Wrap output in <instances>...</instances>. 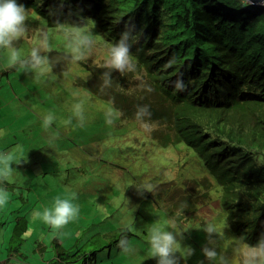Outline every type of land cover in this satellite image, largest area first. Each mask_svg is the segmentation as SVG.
<instances>
[{"label": "trees", "instance_id": "trees-1", "mask_svg": "<svg viewBox=\"0 0 264 264\" xmlns=\"http://www.w3.org/2000/svg\"><path fill=\"white\" fill-rule=\"evenodd\" d=\"M17 3L32 12L34 17L26 21L29 27L39 20L47 27H57V19L71 25L82 16L93 20L95 31L110 45L129 21L135 22L142 33L132 48L136 71L122 76L113 70L112 87L102 91L105 65L81 63L91 74L84 85L102 100L113 101L125 118L135 119L137 106L148 105L151 136L157 144L180 143L193 151L219 188L218 203L225 212L226 228L254 246L264 235L263 8L252 7L245 0H63L62 10L53 16L50 10L57 9L61 0ZM4 72L0 70V74ZM181 73L187 88L177 92L172 82ZM206 182V178L201 180L207 187ZM14 185L0 182V187L11 192ZM201 195L206 197V193L173 192L165 203L170 201L172 208H180L186 215L196 211L193 200ZM26 231L25 217L16 216L0 264L11 260L25 263L27 256L21 248ZM195 232L202 237V245L208 234L198 227L188 235ZM122 234L133 236L120 226L94 229L87 238L82 232L68 248L54 237L47 248L38 244L32 254L36 251L43 258L50 252V258L41 264H95L99 253L119 250Z\"/></svg>", "mask_w": 264, "mask_h": 264}, {"label": "rangeland", "instance_id": "rangeland-1", "mask_svg": "<svg viewBox=\"0 0 264 264\" xmlns=\"http://www.w3.org/2000/svg\"><path fill=\"white\" fill-rule=\"evenodd\" d=\"M30 16L34 17L29 10ZM92 21L84 22L92 29L96 41L85 62L69 58V49L58 27H47L41 20L35 27L28 26L27 36L17 42L16 48L21 56L29 55L33 47L39 46L40 33L47 31L50 51L41 50L42 54L53 61L60 60L47 76H40L38 70L25 73L6 69L8 50L0 52V70H5L0 74V131L5 133L0 136V152L12 153L11 167L15 169L7 180L15 188L13 192L7 191L9 202L0 209V262L5 259L4 248L14 218L22 215L27 221L21 248L27 256L24 264H41L49 259L50 252L43 258L32 252L38 244L47 248L54 237L68 248L82 232L87 238L94 229L104 231L115 226L132 229L129 232L133 236L128 240L136 251L133 254L120 249L103 251L95 264H157L148 243V229L156 223L169 230L183 231L181 244L194 250L179 264H214L202 252L205 246H211L209 238L201 245L202 237L197 232L188 235L190 229L209 224L218 233L217 252H224L230 264H241V257L233 254L231 245L238 238L226 227L223 230L225 212L219 207V188L193 151L180 143L158 145L151 132L123 115L111 125L106 123L109 109L122 111L114 107L113 101L102 100V96L98 97L84 85L91 74L81 63L105 65L112 46L102 40ZM81 100L86 117L83 127L73 116V106ZM50 111L56 119L45 129L42 117ZM69 117L72 124L65 126L64 121ZM204 178L207 187L201 183ZM145 181L156 184L157 191L140 196L135 186ZM160 185L168 188H159ZM173 192L206 193L207 198L198 196L193 202L199 209L196 206L195 212L185 215L180 208H172L170 201L165 203L166 196ZM72 193L76 195L72 202L79 206V214L62 229L54 230L34 216L35 211L51 207L56 197L70 198ZM195 240L198 241L194 243ZM9 264L22 263L11 260Z\"/></svg>", "mask_w": 264, "mask_h": 264}, {"label": "clouds", "instance_id": "clouds-1", "mask_svg": "<svg viewBox=\"0 0 264 264\" xmlns=\"http://www.w3.org/2000/svg\"><path fill=\"white\" fill-rule=\"evenodd\" d=\"M63 8V0L59 7L50 10V15L58 16ZM29 19V9L25 8L17 0H0V49L8 50L7 67L9 69L22 70L25 73H33L38 70L40 76H47L52 72L54 64L60 63L57 59L53 61L48 55H43L41 50L50 51V36L47 31H42L39 35V46L33 47L30 54L21 56L16 48V44L25 38L29 32L26 21ZM90 20L85 17H79V23L65 25L58 19L57 27L62 31L64 40L70 53V59L74 62H85L90 57L95 46L93 31L85 26L84 21ZM92 23H94L92 21ZM142 33H138L134 21H129L119 34L118 40L108 49L109 59L105 64L106 71L103 73L101 90L112 87L114 81L111 76L113 70L119 72L122 76L126 73H134L137 65L132 55L134 43H138ZM173 88L177 92L185 91L187 85L183 80V74L172 82ZM151 92L150 87L146 88ZM84 101L76 103L73 106V116L79 126L83 127L86 123L84 114ZM106 123L111 125L115 119L123 115L118 110L109 109L106 112ZM151 110L148 105H138L134 113L137 123L147 132L153 130L151 121ZM43 127L48 129L56 119L51 111L42 117ZM72 124V117L64 121V125ZM0 131V136L4 135ZM20 161L16 162L19 163ZM13 164V155L11 152H0V182L7 181L15 169ZM136 187L137 194L143 196L145 192L155 193L157 185L150 181H145ZM76 198L75 193L70 198L56 197L51 207H45L42 211H35L34 216L42 220L54 230L62 229L70 221L77 218L79 206L72 201ZM9 202V193L5 188L0 187V209H3ZM128 203V202H127ZM186 207V205H184ZM226 223L224 228L226 227ZM223 228V230H224ZM132 229L129 228L128 231ZM222 230V231H223ZM203 231L208 234V244L202 249L205 258L214 262V264H230V259L224 252H217V230L212 225L203 226ZM180 237V239H177ZM183 231L175 228L169 230L166 226L159 223L153 224L148 229V243L150 245L151 257L157 259V264H179L181 259L187 260L192 254L193 249L190 246L182 245ZM233 254L241 257V264H264V235L257 243L248 245L243 242V238L232 240ZM117 247L125 254H133L136 250L130 245L127 235L122 234L117 242ZM179 254V256L177 255Z\"/></svg>", "mask_w": 264, "mask_h": 264}, {"label": "water", "instance_id": "water-1", "mask_svg": "<svg viewBox=\"0 0 264 264\" xmlns=\"http://www.w3.org/2000/svg\"><path fill=\"white\" fill-rule=\"evenodd\" d=\"M252 7H261L264 10V0H245Z\"/></svg>", "mask_w": 264, "mask_h": 264}, {"label": "bare ground", "instance_id": "bare-ground-1", "mask_svg": "<svg viewBox=\"0 0 264 264\" xmlns=\"http://www.w3.org/2000/svg\"><path fill=\"white\" fill-rule=\"evenodd\" d=\"M118 39L115 37V41H117Z\"/></svg>", "mask_w": 264, "mask_h": 264}]
</instances>
